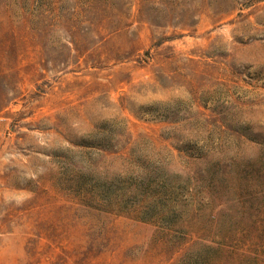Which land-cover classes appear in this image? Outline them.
<instances>
[{
    "label": "rangeland",
    "instance_id": "1",
    "mask_svg": "<svg viewBox=\"0 0 264 264\" xmlns=\"http://www.w3.org/2000/svg\"><path fill=\"white\" fill-rule=\"evenodd\" d=\"M0 264H264V0H0Z\"/></svg>",
    "mask_w": 264,
    "mask_h": 264
},
{
    "label": "trees",
    "instance_id": "2",
    "mask_svg": "<svg viewBox=\"0 0 264 264\" xmlns=\"http://www.w3.org/2000/svg\"><path fill=\"white\" fill-rule=\"evenodd\" d=\"M78 173L81 176L74 182L72 188L80 192L82 201L84 200V206L103 212H109L114 215H119L124 212L122 211L123 209L131 207V211H128L130 212L128 213L130 216H135L140 222L163 225L164 232L167 235L170 233L178 234L185 230L180 224L183 217V208L178 205V203H174L173 200L170 203H157V200L155 201V197H153L145 200V202H147L145 207L132 204L133 200L142 193V188L145 186L143 180L140 179L138 182V180L135 179L134 182L130 183V187L127 189L115 190L116 180L86 183L84 180L81 181V177H84L85 172L78 169ZM166 183L167 177L162 179L160 174H158L157 182L154 186L158 187V185L161 184L159 187L161 191L164 190L165 197L172 199V195L174 194L172 191H176V188L174 186H169L170 189H168ZM130 203L132 205L127 207ZM187 251L185 252L186 255L190 250L188 249Z\"/></svg>",
    "mask_w": 264,
    "mask_h": 264
}]
</instances>
